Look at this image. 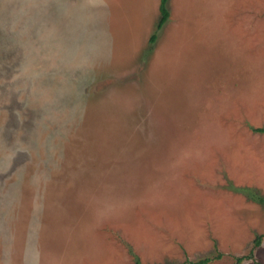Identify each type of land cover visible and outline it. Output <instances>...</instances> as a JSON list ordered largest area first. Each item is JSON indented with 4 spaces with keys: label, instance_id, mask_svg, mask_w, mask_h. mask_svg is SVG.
<instances>
[{
    "label": "rangeland",
    "instance_id": "rangeland-1",
    "mask_svg": "<svg viewBox=\"0 0 264 264\" xmlns=\"http://www.w3.org/2000/svg\"><path fill=\"white\" fill-rule=\"evenodd\" d=\"M0 0V264H264V0Z\"/></svg>",
    "mask_w": 264,
    "mask_h": 264
},
{
    "label": "trees",
    "instance_id": "trees-1",
    "mask_svg": "<svg viewBox=\"0 0 264 264\" xmlns=\"http://www.w3.org/2000/svg\"><path fill=\"white\" fill-rule=\"evenodd\" d=\"M168 2H169V0H159L160 18L157 22L155 32L151 36V39H150L151 43H154L156 41L158 32L166 25V23L168 22V20L170 18V11L168 9ZM255 132L260 133V134H264V128H257V129H255ZM260 201L262 203H264L263 198H261ZM262 237L263 236H258L255 239L254 246H253V249L251 251V256H245V257L237 258L236 264H241L244 260L251 259L252 255H253V250L257 249L260 246V244L262 242ZM220 257H221V255L218 254L215 257H206V258L199 259L197 261L188 260L186 262H183L182 264H209L213 259H219ZM136 264H141L139 259L136 260Z\"/></svg>",
    "mask_w": 264,
    "mask_h": 264
}]
</instances>
